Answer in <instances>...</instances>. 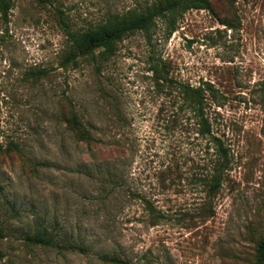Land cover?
Returning a JSON list of instances; mask_svg holds the SVG:
<instances>
[{"label":"rangeland","instance_id":"1","mask_svg":"<svg viewBox=\"0 0 264 264\" xmlns=\"http://www.w3.org/2000/svg\"><path fill=\"white\" fill-rule=\"evenodd\" d=\"M158 1L0 5V264H264V0L154 18L107 60L77 50ZM181 86L206 90L227 151L213 191Z\"/></svg>","mask_w":264,"mask_h":264},{"label":"trees","instance_id":"2","mask_svg":"<svg viewBox=\"0 0 264 264\" xmlns=\"http://www.w3.org/2000/svg\"><path fill=\"white\" fill-rule=\"evenodd\" d=\"M6 1L0 0V5L5 4ZM38 2L44 4L49 3L50 0H38ZM208 7L209 0H159L144 12L130 13L120 18L109 20L102 26L73 36L74 43L81 55L91 57L93 60H98V58L107 60L115 55L117 42L136 31L147 33L154 18L165 17L167 15L172 16L180 10L207 9ZM205 91L200 87L188 88L181 86L179 88L184 102L196 118L199 134L209 135V141L215 149L210 177V189L213 191L220 186L222 174L228 169L229 160L222 142L210 134L209 124L204 118L203 101L205 98L203 92ZM74 119L75 116L72 118L73 122H75ZM78 132L83 136L86 145L92 141L89 131L83 125H79ZM32 240L37 244L51 245L50 239L45 235H35ZM258 256L261 261H264V240L259 243Z\"/></svg>","mask_w":264,"mask_h":264}]
</instances>
